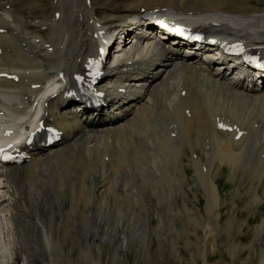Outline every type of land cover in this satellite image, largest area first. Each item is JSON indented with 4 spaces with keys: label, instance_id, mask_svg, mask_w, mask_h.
I'll use <instances>...</instances> for the list:
<instances>
[{
    "label": "bare ground",
    "instance_id": "1",
    "mask_svg": "<svg viewBox=\"0 0 264 264\" xmlns=\"http://www.w3.org/2000/svg\"><path fill=\"white\" fill-rule=\"evenodd\" d=\"M183 3L165 2L166 7L175 9H183ZM201 3L200 8H209L211 13H197V23L245 38L246 44L264 52V8H234L229 0ZM93 5L100 19H106L105 24L114 22L123 28L131 25L124 9L132 8L139 15L138 7L151 10L163 4L161 0H91V5L84 0H57L51 6L61 7L58 21H51L52 14H40L41 23L52 24L42 35L43 41L49 35L54 42L50 52L33 42L23 51L18 40L26 41L24 34H5L12 51L0 55V63L8 65L18 81L0 80L1 87L17 88L2 94L6 100L0 103V110L29 113L44 96L39 93L41 87L35 85L42 86L46 77H55L62 68L72 69L82 49L92 46L95 29L88 19L94 17ZM3 8L0 4V12ZM8 11L20 30L36 16L31 15L36 9L23 3L3 13ZM153 49V59L146 56L122 61L121 68L137 65L135 70L122 71V76L116 72L121 82L127 83L125 89H130L125 93L130 94L116 93L106 107L84 109L79 118L66 112L69 103H64L62 91L44 99L47 114L43 118L63 133L51 146L35 145L26 162L0 167V179L4 178L6 185L0 187V192L4 189L0 206L6 203L7 207L0 208V264H103L95 258V251H100L105 242L117 244V254L137 242L149 253L154 236L160 245L171 243L174 247L183 237L175 219L185 221L188 245L191 238L187 227L199 220V228L213 246L218 234L232 236L236 218L225 226L221 224L223 200L217 176L223 166L233 174L231 179L243 170L258 182L256 187L250 186L254 191L250 203L262 201L257 189L264 182V88L256 91L249 81L234 80L226 72L217 71L213 68L215 61L195 58L191 62V57L183 60L182 55L162 59L166 49L159 43ZM176 59L182 61L180 65ZM135 75L140 76L136 81ZM219 121L232 126V130L218 129ZM236 130L243 131L238 139ZM188 154L198 188L204 192L206 213L197 217L189 212L185 200L183 211L168 214V220L161 214L158 224L151 225V194L159 197V206L168 204L172 210L173 199L184 189L182 156ZM6 195L8 198L1 200ZM7 212L15 233L13 243H8ZM159 223L165 224L162 232ZM255 235L259 241L257 264H264V217ZM208 244L204 242L205 264ZM76 246L80 250L74 260ZM231 248L235 255L243 249L237 243Z\"/></svg>",
    "mask_w": 264,
    "mask_h": 264
},
{
    "label": "rangeland",
    "instance_id": "2",
    "mask_svg": "<svg viewBox=\"0 0 264 264\" xmlns=\"http://www.w3.org/2000/svg\"><path fill=\"white\" fill-rule=\"evenodd\" d=\"M234 1L237 3L240 2L244 7L249 9L250 6L252 8L256 6L257 8L255 9L264 8L257 6L258 3L264 6V0ZM236 6L240 5L236 4ZM190 156L191 154L182 156L184 189L183 191L178 192L175 199H173L174 207L172 210L168 204L159 206V197L155 193L151 194L149 201L151 211L153 212L151 225L152 223L158 224L159 216L161 214L165 215L168 220V214H175L178 209H182L183 211L182 203H184L185 200L189 204V212L195 214L197 217H201L206 213L204 205V200L206 201V199L203 190L198 188L196 174L194 172L195 168ZM223 167L220 169V173L217 176L223 200V204L220 208L221 224L222 226H225L227 221L234 216L236 217L232 224V236H228L226 233L218 234L215 244L212 246L210 240L206 237L205 232L203 233L202 229L199 228L198 220L187 227L189 228L187 233L191 238L190 244L188 245L185 221L175 219L176 226L179 225V229L183 233V237L179 240L180 245H175L174 247H172L171 243L160 245L157 237L154 236L153 242L150 244L151 248L150 245L147 247L148 250L150 248L149 253H146L139 245V242H137L134 243L131 248H121L119 254H117L118 245L107 241L108 243L105 242L102 244L101 252L97 250L95 251V258L101 259L103 264H205L203 261L204 242L208 241L209 244L206 256L208 264H242L243 261H245L244 264H257L259 261V256L257 257V251L259 252V241L256 238L255 229L264 217V203L263 207H261V202L258 203L259 205L250 203V197L254 192L253 189L250 190V186L253 184L256 187L258 182L252 181L247 176L248 174L243 170H239L237 177L231 179L230 176L233 174L227 166ZM2 190L3 192L1 191V194L4 193V189ZM257 192L259 196L264 199V182L258 187ZM0 208L7 207L3 204ZM67 208L68 205H65L66 210ZM8 212L5 225L7 227L6 231L9 232L8 235H10L8 243H13V236H15V233ZM159 226L161 227V232L165 230V224L163 225L162 223H159ZM173 236L175 237L176 233H174ZM169 238L171 240V236ZM233 243L240 244L243 247V249L237 251L238 253L236 255L234 249L231 248ZM254 244L256 245V248ZM65 250L68 253L67 247H65ZM79 250L80 248L78 246L74 248L72 253L74 260H77ZM178 253L180 254L177 255Z\"/></svg>",
    "mask_w": 264,
    "mask_h": 264
},
{
    "label": "snow or ice",
    "instance_id": "3",
    "mask_svg": "<svg viewBox=\"0 0 264 264\" xmlns=\"http://www.w3.org/2000/svg\"><path fill=\"white\" fill-rule=\"evenodd\" d=\"M261 67H264V65H261ZM221 127H223V125H221ZM0 151H3V149H0ZM3 158H4V159H9L10 157L7 156V155H5Z\"/></svg>",
    "mask_w": 264,
    "mask_h": 264
}]
</instances>
